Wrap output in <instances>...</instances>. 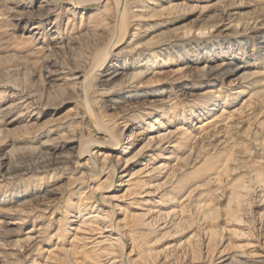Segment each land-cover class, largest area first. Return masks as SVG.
Masks as SVG:
<instances>
[{
    "label": "rangeland",
    "instance_id": "1",
    "mask_svg": "<svg viewBox=\"0 0 264 264\" xmlns=\"http://www.w3.org/2000/svg\"><path fill=\"white\" fill-rule=\"evenodd\" d=\"M83 1L0 0V264H264V0Z\"/></svg>",
    "mask_w": 264,
    "mask_h": 264
},
{
    "label": "bare ground",
    "instance_id": "2",
    "mask_svg": "<svg viewBox=\"0 0 264 264\" xmlns=\"http://www.w3.org/2000/svg\"><path fill=\"white\" fill-rule=\"evenodd\" d=\"M83 4H85V2L83 0H73V4L72 5H73V8H78L80 5H83ZM141 12L142 11H139V10L133 11V14L131 15V18L129 20H128L127 17H125V18H123L121 20L122 25H123V28H122V34H121V37H120L119 42H121L123 39H125L126 35L128 34L129 28L131 26H133V23L134 22H137V21L141 22L143 20V14ZM256 26H257V22L252 23V25L249 24V25L246 26V28H244V32H246L248 30H254L256 28ZM236 30H239V27ZM106 48L107 49H105V51L103 52V56L101 55L103 59L105 58V60H106V58H108V55H109V53H108L109 47H106ZM110 57H111V61H116L117 63H121V65L119 67H117V63L114 64L117 67V69L120 68L119 71H122V72H119V73L117 72V74L115 75V77L121 76L123 74H124L123 76H127L128 74L126 75V73L123 72L125 70H129V71H131V73L129 75V78L127 77L128 80L126 79L127 81L126 82H123V84H119V85H116V86H111V84H108V85H106V87L101 88L102 91L104 93H107V94H112V93L117 92V91H123L125 85H127V84L128 85H132L133 83H136L137 81H139L144 76V74H146V72L148 71L149 67L151 68V66H154L155 65V62H151L149 60L146 61L144 64H140L141 62H138V61L137 62H132L131 65L130 64H126L120 57H118V55L116 53L113 54V55H111ZM238 69H240V67H238ZM230 70L225 71V72H221L220 71L219 73L217 72L215 74V76H223V74L224 75H226V74L228 75V73H230V72L231 73L232 72H235V70L234 71L233 70L230 71ZM85 78H86L85 72H78V73H75L73 75V77L67 78L63 82L65 84L68 83V85H69V82L70 81H74V82H76L74 85L77 86V84H82L84 82ZM228 98L229 97H226V99H228ZM214 104H215V101L208 103L207 106L205 107V112L206 113H210L214 109V107H213ZM21 105L26 106L27 104H25L22 101V104ZM23 106H21V107H23ZM197 128L198 129H201L203 127L201 126V127H197ZM112 143L114 144L115 142H112ZM118 145L119 144H117L116 146H118ZM40 159H41V157H39V156H36L35 157L34 156L31 160H33V161H36V160L37 161H40ZM28 161H26L25 158L19 159L17 161V164H18L17 165V168H18V170L19 171L24 170V167L21 166V165L24 164L25 162L27 163ZM51 166H52L51 163H43V165H42L43 168H49ZM93 218L96 219L97 216L88 217L87 219H93Z\"/></svg>",
    "mask_w": 264,
    "mask_h": 264
}]
</instances>
